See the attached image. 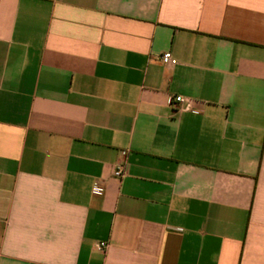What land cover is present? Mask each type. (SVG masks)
<instances>
[{"label": "crops", "instance_id": "1", "mask_svg": "<svg viewBox=\"0 0 264 264\" xmlns=\"http://www.w3.org/2000/svg\"><path fill=\"white\" fill-rule=\"evenodd\" d=\"M0 264H264V0H0Z\"/></svg>", "mask_w": 264, "mask_h": 264}, {"label": "built area", "instance_id": "2", "mask_svg": "<svg viewBox=\"0 0 264 264\" xmlns=\"http://www.w3.org/2000/svg\"><path fill=\"white\" fill-rule=\"evenodd\" d=\"M159 61L163 65L174 66L176 64V60L168 52L161 54L159 56ZM175 103L181 104L184 107H186L188 105V102L181 97H175L174 99H172V104H175ZM113 176L119 180L124 177V170H123L121 165H118L114 168ZM95 192L98 193L99 190H96ZM106 247H107V245L105 243H97L95 245V250L98 252H103Z\"/></svg>", "mask_w": 264, "mask_h": 264}]
</instances>
